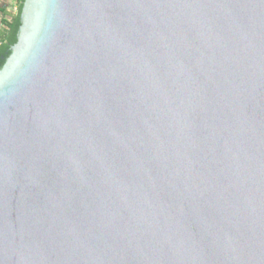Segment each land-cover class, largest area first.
I'll use <instances>...</instances> for the list:
<instances>
[{
	"label": "water",
	"instance_id": "obj_1",
	"mask_svg": "<svg viewBox=\"0 0 264 264\" xmlns=\"http://www.w3.org/2000/svg\"><path fill=\"white\" fill-rule=\"evenodd\" d=\"M0 264H264V0H23Z\"/></svg>",
	"mask_w": 264,
	"mask_h": 264
},
{
	"label": "trees",
	"instance_id": "obj_2",
	"mask_svg": "<svg viewBox=\"0 0 264 264\" xmlns=\"http://www.w3.org/2000/svg\"><path fill=\"white\" fill-rule=\"evenodd\" d=\"M22 2L23 0H16L13 11L8 3L0 5V67L8 55L10 46L16 41Z\"/></svg>",
	"mask_w": 264,
	"mask_h": 264
},
{
	"label": "rangeland",
	"instance_id": "obj_3",
	"mask_svg": "<svg viewBox=\"0 0 264 264\" xmlns=\"http://www.w3.org/2000/svg\"><path fill=\"white\" fill-rule=\"evenodd\" d=\"M15 2H16V0H4V3H8L10 5L11 11H13V9H14Z\"/></svg>",
	"mask_w": 264,
	"mask_h": 264
},
{
	"label": "built area",
	"instance_id": "obj_4",
	"mask_svg": "<svg viewBox=\"0 0 264 264\" xmlns=\"http://www.w3.org/2000/svg\"><path fill=\"white\" fill-rule=\"evenodd\" d=\"M4 3V0H0V5H2Z\"/></svg>",
	"mask_w": 264,
	"mask_h": 264
}]
</instances>
